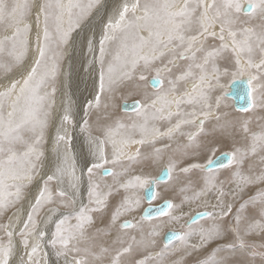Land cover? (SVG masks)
Segmentation results:
<instances>
[{
	"label": "snow or ice",
	"instance_id": "snow-or-ice-1",
	"mask_svg": "<svg viewBox=\"0 0 264 264\" xmlns=\"http://www.w3.org/2000/svg\"><path fill=\"white\" fill-rule=\"evenodd\" d=\"M257 110L264 0H0V264H264Z\"/></svg>",
	"mask_w": 264,
	"mask_h": 264
},
{
	"label": "rangeland",
	"instance_id": "rangeland-1",
	"mask_svg": "<svg viewBox=\"0 0 264 264\" xmlns=\"http://www.w3.org/2000/svg\"><path fill=\"white\" fill-rule=\"evenodd\" d=\"M227 103L231 104V100L229 99V100L227 101ZM257 115H264V113H260L259 110H257ZM223 150H224V151H227L228 148L225 147ZM159 202H160V201H156V202H154V203H159ZM145 206H146V205H145ZM49 261H50V264H56V257H55L54 255H51V253H50V256H49Z\"/></svg>",
	"mask_w": 264,
	"mask_h": 264
},
{
	"label": "bare ground",
	"instance_id": "bare-ground-1",
	"mask_svg": "<svg viewBox=\"0 0 264 264\" xmlns=\"http://www.w3.org/2000/svg\"><path fill=\"white\" fill-rule=\"evenodd\" d=\"M231 103H232V101H231Z\"/></svg>",
	"mask_w": 264,
	"mask_h": 264
},
{
	"label": "water",
	"instance_id": "water-1",
	"mask_svg": "<svg viewBox=\"0 0 264 264\" xmlns=\"http://www.w3.org/2000/svg\"><path fill=\"white\" fill-rule=\"evenodd\" d=\"M231 100V99H230ZM232 101V100H231Z\"/></svg>",
	"mask_w": 264,
	"mask_h": 264
}]
</instances>
